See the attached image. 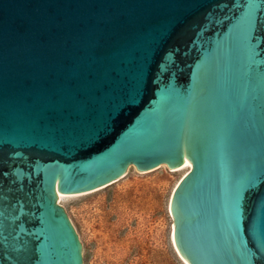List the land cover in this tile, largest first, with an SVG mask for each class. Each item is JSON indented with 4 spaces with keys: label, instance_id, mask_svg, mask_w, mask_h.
<instances>
[{
    "label": "water",
    "instance_id": "1",
    "mask_svg": "<svg viewBox=\"0 0 264 264\" xmlns=\"http://www.w3.org/2000/svg\"><path fill=\"white\" fill-rule=\"evenodd\" d=\"M188 264H264V0H0V264H84L60 195L132 166Z\"/></svg>",
    "mask_w": 264,
    "mask_h": 264
},
{
    "label": "rangeland",
    "instance_id": "2",
    "mask_svg": "<svg viewBox=\"0 0 264 264\" xmlns=\"http://www.w3.org/2000/svg\"><path fill=\"white\" fill-rule=\"evenodd\" d=\"M135 166L115 183L66 195V209L83 244L84 264H188L173 240L170 202L189 168Z\"/></svg>",
    "mask_w": 264,
    "mask_h": 264
},
{
    "label": "bare ground",
    "instance_id": "3",
    "mask_svg": "<svg viewBox=\"0 0 264 264\" xmlns=\"http://www.w3.org/2000/svg\"><path fill=\"white\" fill-rule=\"evenodd\" d=\"M191 167H192V166H191L189 163H185L182 167H179V168H177V169L174 170V171H180V170L185 169V168H189V171H190ZM189 171H188V172H189ZM183 177H184V176H183ZM64 197H67V196L61 194V195H60V200H61L62 198H64Z\"/></svg>",
    "mask_w": 264,
    "mask_h": 264
}]
</instances>
